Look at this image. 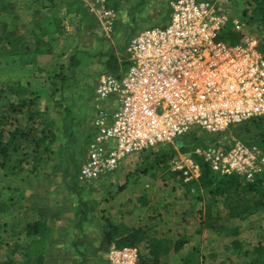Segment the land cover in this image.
<instances>
[{"label":"built area","instance_id":"built-area-1","mask_svg":"<svg viewBox=\"0 0 264 264\" xmlns=\"http://www.w3.org/2000/svg\"><path fill=\"white\" fill-rule=\"evenodd\" d=\"M106 1L87 6L110 31L116 13ZM233 1L172 0L165 23L130 37L125 73L99 77L94 132L77 165L76 182L98 181L132 155L176 147L196 129L219 134L264 117L262 50L253 43L227 44L218 39L230 21L224 8ZM231 22L241 28L237 18ZM204 157L216 172H236L247 179L264 167L260 150L240 141L226 153L205 150ZM190 162L184 170L186 180L200 176V166ZM140 257L138 246L113 244L107 252L108 264H140Z\"/></svg>","mask_w":264,"mask_h":264},{"label":"rangeland","instance_id":"rangeland-1","mask_svg":"<svg viewBox=\"0 0 264 264\" xmlns=\"http://www.w3.org/2000/svg\"><path fill=\"white\" fill-rule=\"evenodd\" d=\"M171 1L115 0L113 2L114 9L119 10V13L113 29L110 31L100 28V20L96 18L98 21L96 24L91 17L92 12L86 10V13L91 14L89 17L95 30L93 35L95 39L96 35L98 36L96 40H98L99 47L103 46L101 48L103 50L95 52L94 47L88 46L78 49L79 57L84 54V59L78 60L74 54L79 63L76 64L77 62L70 59L67 65H63L64 71L60 72L58 78H56L57 75L52 80L50 78L48 94H44L42 98L37 97V108L45 113V118L54 122L56 136L59 134L61 142L55 141L51 153L43 159L35 171L30 164L24 165V168H17L14 174H7L0 169V204L7 203L12 209L11 213H0V248L5 247V243L8 246L12 240L17 241L15 250L18 253L12 264L27 263V258L21 253V248L28 242L26 223L38 219H45L49 222L53 219H62L65 223L71 224L76 219H82L86 214L84 209L88 202L92 199L95 200L91 193L99 181L78 183L74 179V174L77 165L86 153L94 127L93 123L97 113L95 96L99 77L102 73L116 74L126 68L125 47L130 37L148 25L165 23L169 17ZM224 9L226 16L230 17L228 22H231V19L235 17L240 21L241 28L247 26L249 37L245 43H253L261 49L260 42L264 38V27L251 19L254 5L250 0H234ZM231 24L234 26L232 22ZM104 53L106 54L102 56ZM7 83L9 82L0 83V89H3ZM11 99L18 100L19 97L8 92L1 96L0 104ZM90 106L91 112L88 110ZM2 117L3 113L0 112V119ZM26 120L22 117L20 123L25 125ZM233 133L230 130L219 134H208L197 130L181 142V144L188 145V152H183L177 144L176 151L170 152L172 154L162 158L159 162H156L154 151L130 156L120 167L125 171L126 181L119 182L112 192L105 193L104 191L103 196L99 197L100 201H105L106 197L111 199L114 194L121 191L123 186L129 184L131 181L129 177L137 175L139 178L132 181L135 186L141 187L139 184L146 186L149 184L147 187L149 191L146 193L136 186V190L131 193L133 196H128L130 200L132 199L129 203L131 212L142 210L139 212L138 221L171 220L177 213L181 215V218L182 216L187 217L190 209H193L191 215L197 223L200 218L198 211L202 204L195 201L194 198L198 194L192 191V185H186L191 180H185L184 170L188 169V166L190 167V160L197 163L193 156L194 153L204 156V151L209 149H219L224 153L231 150L239 142ZM254 146L264 155V143L248 145V147ZM178 164L184 168L177 169ZM146 166L148 169L145 173L143 170ZM259 172H264V167ZM133 176L131 178H134ZM120 180L122 179L118 181ZM158 186L162 189H157ZM178 188L180 191L173 190ZM189 189L191 190L189 191ZM205 192L204 196L207 198ZM154 205L157 208L156 210L153 208L152 211L151 206L154 207ZM214 206V212L226 218L228 212L224 208L223 199H217ZM12 213L18 219L16 222L18 228L11 236L9 232L4 231L3 222L9 220V215H13ZM248 222L250 227L241 235L243 241L254 245L264 242V210L251 215ZM248 222L244 220L242 223ZM106 227L109 231L107 225ZM192 229L194 230V228ZM205 240L202 248L196 247L198 252L204 256L203 264H245L244 258L239 257L236 252H230L228 247L226 248L228 245L231 246L232 239L230 237L219 238L209 234ZM112 245L113 243L108 241L103 234V241L93 258L94 264H108L107 252ZM69 249L70 247H68L67 253H64L65 264H77V259L74 257L76 254L71 253ZM3 250H8V248L5 247ZM9 254L0 253V264L6 263ZM49 260L57 262L54 257ZM34 264L36 263L34 262Z\"/></svg>","mask_w":264,"mask_h":264},{"label":"crops","instance_id":"crops-1","mask_svg":"<svg viewBox=\"0 0 264 264\" xmlns=\"http://www.w3.org/2000/svg\"><path fill=\"white\" fill-rule=\"evenodd\" d=\"M111 1L114 2L115 0H107L106 6L116 13L117 20L119 10L116 11V9L109 6ZM88 2H90V4L94 2L96 4V0H0L1 31L3 25L6 24L9 30H14L20 34H30L34 32L44 41L39 52L0 58V83L9 82L14 85L19 84L21 87H24L28 93L42 98L44 94L47 95L50 91V81L54 76L57 75L56 78L60 76V72L64 71L63 65H67V62H69L74 54H76L78 60L84 59V54H82V57H79L80 53L77 52L78 49L88 46L94 47L95 52L97 50L99 51L103 46L99 47L98 40H96L98 39V36L96 35L95 39L93 35L95 34V30L90 21L89 16L91 15V11L90 7L87 6ZM87 9L90 13H86ZM91 17L96 23V18L98 17L93 12ZM99 25L100 28H104L101 21L99 22ZM126 47L125 58L127 60L128 53ZM127 67L128 62L124 70H121L114 75L122 76ZM90 109L91 106L88 110ZM93 132L94 127L88 144L92 138ZM56 141L57 143L61 142L59 134H57ZM131 177H129L131 179L129 184L123 186L120 189L121 191L114 194L111 199L106 197L105 201L102 202L99 197L103 196L104 191L105 193L112 192L119 182L126 181L125 171L122 168H119L114 174L111 173L110 175L103 177L101 180H98V185L91 193L95 200L92 199L88 202L86 209H84L86 214L83 215L82 219H76L74 223H65L62 219H53L52 221L50 220V222L45 219H38L46 221L53 230L47 254L44 255V264H65L64 253H67L68 247H70L69 251L71 253L76 254L74 257L77 259V264H94L93 258L95 253H97L98 248L103 241V234L105 236V232L108 230L105 220L109 217L111 218L110 221L115 226L124 228L127 230L126 232H129L128 230L133 228L141 227L144 229L145 235L139 244L142 257H151L150 244L153 238L170 240L171 249L167 254L160 255V264H185V259L190 252L193 249L202 248L206 241V236L209 234L212 236L216 235L219 238L230 237L232 241L235 239L243 241L241 235L243 231H247V228L250 227L248 220L251 215L246 219L230 218L227 215L226 218L221 216L222 218L220 222L228 229L237 228L236 233L230 234L226 229L203 228L201 225V219L206 213L207 203V198L204 196L205 191L203 190H201L202 198H197V196L194 198L195 201L202 204L198 211L200 218L197 223L191 215L193 214V209H190L191 211L188 213L187 217L182 216L181 218V215L177 213L175 218L171 220L155 219L153 221L149 220L148 222H140L138 221V216L140 214L139 212H142V210L131 212V206L129 203L132 199L130 200L128 196H133L131 193L133 190H136V186L137 188L143 189L146 193L149 191V188H147L149 184H147V186L139 184L141 187H138V185L135 186L133 182L135 178H139V176L134 175V178ZM119 179L122 180L118 181ZM157 189L160 190L162 187L158 186ZM173 190L175 192L180 191L179 188ZM192 191L195 190L192 189ZM191 196L194 197L195 195ZM185 197L186 196L184 195V198ZM154 203L155 202L153 201V204ZM153 208L156 210L157 206H151L152 211ZM212 208L214 212L215 206ZM11 210L10 206L7 212L3 213L0 211V213L8 214L11 213ZM12 214L13 215H9V220L3 222V226L5 227L3 228L4 231L6 230L9 232V235L11 236L14 230L18 228V224H16L18 219L14 213ZM244 220H247L248 223H242ZM192 228H194V230ZM27 238L30 240V237L27 236ZM181 238H184L186 242L179 251H175L174 244ZM16 242L17 241L12 240L8 243V246H6L5 243L4 246L8 248V250H3L5 247L0 248V253H10L7 259L10 264L13 263V260H15L18 253L15 250ZM261 244L264 245V242ZM227 247L229 248V245L226 246V248ZM21 253H23L22 248ZM198 255L200 257L199 263L203 264L202 261H204V256L202 253H198ZM212 256L214 255L212 254ZM51 257L56 258L57 262L50 261L49 259Z\"/></svg>","mask_w":264,"mask_h":264},{"label":"trees","instance_id":"trees-1","mask_svg":"<svg viewBox=\"0 0 264 264\" xmlns=\"http://www.w3.org/2000/svg\"><path fill=\"white\" fill-rule=\"evenodd\" d=\"M250 2L254 5L251 19L264 27V0H250ZM109 6L115 7L112 1ZM248 37L247 26L237 29L232 26L231 22L225 23L218 32V39L227 44L245 43ZM43 43V39L38 34L34 32L20 34L9 30L5 24L0 31V58L39 52ZM260 46L264 55V38L261 39ZM71 60L77 62L76 64L79 63L74 55ZM0 90V98L8 92L19 97L18 100L11 99L0 104V112L3 113V117L0 119V169L7 174H14L17 168H24V165L30 164L35 171L52 151L57 137L55 124L52 120L45 118V113L37 108L38 98L28 93L21 85L7 83ZM22 117L27 119L25 125L20 123ZM230 130L244 144L252 146L254 143H264V117L242 122L227 131ZM179 147L183 152L189 151L188 145L179 143ZM172 151H176L173 146L154 150L156 162L172 154L170 153ZM193 156L200 166V176L188 181L186 185H192L191 189H194V192L198 194L197 198L203 197L201 190L206 191L205 194L208 196L206 213L201 219L203 228L226 229L230 234L237 232V228L228 229L220 222L222 217L213 212L212 207L220 198L223 199L224 208L230 218L246 219L250 215L264 210V172L255 173L252 179H247L244 175L236 172L221 174L212 168L204 156L196 153ZM147 169L148 166L143 172L146 173ZM9 208L10 205L7 203L0 204V211L3 213L7 212ZM106 224L109 231L105 232V237L118 247L139 246L145 235V231L141 227L126 232L127 230L115 226L109 219L106 220ZM26 232L30 237L27 245L22 247V254L27 258L26 264H34V262L44 264V255L47 254L53 235L52 227L46 221L36 220L27 223ZM185 242L184 238L179 239L174 244V250L179 251ZM150 248L151 257L141 256L140 264H160V255L170 251L171 241L153 238ZM228 249L244 258L245 264H264L263 244L254 245L235 239ZM198 253V249H193L185 259V264H200ZM4 264H10V262L6 260Z\"/></svg>","mask_w":264,"mask_h":264}]
</instances>
